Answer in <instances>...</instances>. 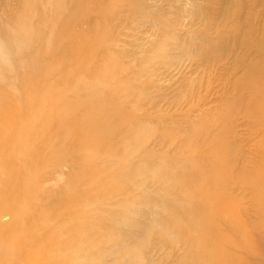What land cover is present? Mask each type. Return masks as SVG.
Listing matches in <instances>:
<instances>
[{"label":"rangeland","instance_id":"1","mask_svg":"<svg viewBox=\"0 0 264 264\" xmlns=\"http://www.w3.org/2000/svg\"><path fill=\"white\" fill-rule=\"evenodd\" d=\"M58 1L49 0L54 5L60 4ZM21 4L22 0H0V38H4L1 27L15 16L14 12ZM66 12L73 24L59 48L63 54L58 53L69 61L60 62L57 56L53 60L59 66L57 74L63 73L65 68L72 71L73 67L72 73L67 72L66 83L54 87L55 94L65 93V104L59 106L62 101L60 103L55 94L54 99L44 97L35 108L29 107L28 101L12 102L10 97L23 96L26 91V86L15 81L25 73L19 63L17 67V59L20 57L24 61L33 57L38 46L34 47L32 43L13 60L17 61L12 68L15 70L10 71L13 74L6 73L10 79L7 80L5 73V77L0 78V159L2 157L5 169V173L0 174V182L10 193L2 195L0 192V204L6 202L7 206L0 216V226L6 227L2 234H8L9 238L20 229L19 220L22 218L18 215L25 211H29L32 225L40 224L44 213L55 224L57 218L54 215L56 209H60L63 197L62 186L69 187L72 195L74 191L93 190L90 183H85L92 180L89 168L84 169L81 183L70 184L67 180L73 168L85 165L81 155H89L96 143L100 146L104 142H98L99 136L80 142L79 129L75 132V128L84 116L85 104L82 97L79 99L80 95L75 97L73 84L79 80L86 84L98 82L94 75L112 48L119 53V60L116 62L118 73L115 80L110 81L111 86L119 89L131 84L142 91L133 89L122 102H118L117 97L106 98L107 106L120 110L116 117L125 115L131 127L129 133L113 139L110 145L124 139L119 152L125 160L139 156L142 149H153L157 153V157L146 159L148 165L137 169L135 180L144 178L146 168L151 171L161 164L171 166L172 175L179 170L176 166L186 160L184 156L190 157L192 152L210 158L208 141L211 136H219L225 145L224 158L230 151L228 143L234 146L232 171L241 169L247 174L262 175L264 122L251 112L257 111L264 118V0H72L63 14ZM52 41L55 44V38ZM152 53H158L160 57L146 63ZM43 55L38 53L36 57L45 58ZM71 63L73 66L68 65ZM145 64H148V72L142 75L141 68ZM85 66L87 68L78 77ZM11 79L12 83L15 82L13 85ZM48 80V77H42L39 83ZM55 106H58L57 110ZM6 115H12L9 122L4 117ZM204 120L207 122L202 128L204 132L192 138L193 145L181 148L182 143H188L183 140L189 135L192 124ZM72 127V132H67ZM107 132V128L103 129L102 137ZM61 134L62 139L65 137V147L58 152L59 155L68 154V157L51 166L44 175L40 167L47 160V154L43 155L45 145H56L54 139ZM160 137H164L167 143L158 146ZM177 147L184 156L175 160ZM169 159L175 160L172 165L168 164ZM98 163L94 160L86 164ZM229 176L225 175L223 179L224 188L235 196L234 205L238 203L240 209L236 211L237 216L246 219L243 222L244 236L238 237L237 242L241 245L244 239H252L254 249L245 251L246 256L251 264H264V250L261 249L264 247V214L255 213L252 207L255 203H262L264 182L260 184L262 192L255 198L248 182L237 183L229 180ZM262 179L264 181V177ZM142 191L160 195L150 182L141 184L137 192ZM24 200L30 203V208ZM234 205L230 206L237 208ZM143 206L155 210L154 206L140 203V207ZM11 210L15 213H9ZM258 221L263 228L261 234L249 236L251 226L247 223ZM21 229L19 235H34L38 239L46 233L45 228L26 226ZM180 247H175L173 256L162 257V263L169 264L180 257L183 253V247ZM164 249H160V253ZM163 252L159 253L160 256L157 253L158 257Z\"/></svg>","mask_w":264,"mask_h":264},{"label":"bare ground","instance_id":"2","mask_svg":"<svg viewBox=\"0 0 264 264\" xmlns=\"http://www.w3.org/2000/svg\"><path fill=\"white\" fill-rule=\"evenodd\" d=\"M71 1L59 0L60 4L54 5L49 0H22L21 6L14 12L15 16L1 27L4 38H0V78L7 76V72L9 75L13 72H10L11 70H15L12 68L17 61L13 60L17 59L18 54H23L30 43L34 47L40 46L34 48L33 57L24 58L26 59L24 61L19 59L20 57L17 59V67L20 65L25 73L16 76L15 81L21 86H26V91L23 96L10 97L9 94L12 102L28 101V106L35 108L46 96L54 99V87L65 84L67 72H73L72 67V71L65 68L63 73L57 70L59 73L57 74L56 68L59 66L53 62L56 56L60 62L66 60L61 58L60 54L62 55L63 51L59 48L64 44L68 31L72 28L73 22L69 16L67 17V12L63 14L68 2L70 4ZM74 23L76 25V22ZM53 38L56 40L55 44ZM38 53L42 56L45 54V58L36 57ZM157 57H160L158 53H152L147 57L146 63ZM118 60L119 53L112 48L104 58V64L99 68V72L94 75L98 82L86 84L79 80L73 84L75 97L80 95L79 99L82 97L81 100L85 104L84 116L75 128V132L79 129L80 142L96 139L94 137L97 136L98 142H104L100 146L93 142L96 144L89 155H81L85 165L73 168L67 180L70 184L81 183L84 169L89 168L92 171L89 176L92 180L85 183H90L93 190L84 193L74 191L72 195L69 187L62 186L63 197L60 199V209H56L54 215L57 218L55 224L51 222L52 218L44 213L41 223L37 226L32 225L28 216L29 211H25L18 215L22 218L19 220L20 229H17V226L11 237L8 238V234L5 235L4 232L2 234L6 227L1 225L0 264H165V261L162 263V257L173 256L176 246L183 247V253L169 264H251L245 251L250 252L254 249L252 239L248 238V241L244 239L241 245L237 242L238 237L244 236L243 222H246L244 221L246 219L240 217V212L237 216L236 211H240L238 203L234 205L235 196L225 190L223 179L225 175H231L234 176L228 177L231 181L248 182V188L252 190L253 187V195L258 198L262 192L260 184L264 182L262 179L264 168H261V176L258 173V176L247 174L241 169L232 171L234 146L228 143L230 151L224 158L225 145L219 140V136H211L208 141L210 158H203L193 152L190 157L180 155L179 144L174 151L177 155L175 160L179 156L186 158L176 166L179 170L171 175V166L161 164L151 171L146 168L144 178L140 181L135 180L137 169L148 165L149 161L146 159L157 157V153L153 149H142L139 156L125 160L119 152L124 146V139L120 140V143L110 145L113 139H119L124 133H129L131 127L128 117L125 115H121L122 118L116 117L120 110L107 106L106 98L117 97L118 102H122L133 89L140 93L142 91L131 84L119 89L111 86L110 81L115 80L118 73L116 68ZM68 61L66 60V63ZM68 65L73 66L72 63ZM147 65L141 68L142 75L148 72ZM86 68L85 66L81 69L77 76L81 77L80 73ZM42 77H48L49 80L39 83ZM11 80L7 82L12 83L13 79ZM55 96L59 98L60 103L62 101L59 106H63L66 102L65 93L61 91ZM55 108L57 110L58 106ZM251 114L264 122V118L257 111H252ZM16 115L23 116L22 113ZM11 116L4 117L10 119ZM206 125L205 120L192 124L189 135L183 140V142L188 140V143H182L181 148L193 145L192 138L204 132L202 128ZM64 128L65 126L62 129ZM105 128L108 132L102 137L101 133ZM72 129L73 127L68 128L67 132H72ZM62 137L61 134L59 138L54 139L56 145H45V149H42L43 155L47 154V160L43 161L40 167L42 174L68 157V154L59 155L58 152L65 147L63 144L65 137L63 139ZM5 142L3 144L6 146ZM157 143L161 146L167 143V140L160 137ZM94 160H98L99 163L86 164ZM175 160L169 159L168 164L172 165ZM4 171L1 157L0 174L5 173ZM148 182L160 193L159 196H153L145 191L137 192L141 184ZM0 185L1 194L10 195L2 182ZM23 202L25 205L30 204L25 200ZM142 202L154 206L155 210L148 206L140 207ZM260 205L255 203L252 207L255 213L264 214V196ZM28 207L30 208V205ZM6 209V202L0 204V216ZM9 213L13 214L15 211L11 210ZM26 226L31 229L45 228L46 233L41 239L34 235H19L22 232L21 227ZM247 226H251V232H248L251 237H258L256 235H260L263 230L261 221L247 223ZM154 240L157 242L154 243ZM163 248H165L164 252L162 251L163 255L158 257ZM261 249L264 250V247Z\"/></svg>","mask_w":264,"mask_h":264}]
</instances>
